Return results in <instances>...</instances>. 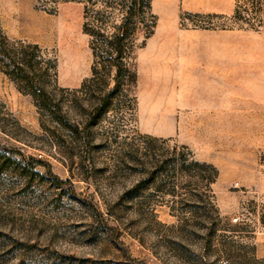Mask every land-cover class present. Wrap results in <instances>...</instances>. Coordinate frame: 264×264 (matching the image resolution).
Masks as SVG:
<instances>
[{
	"label": "rangeland",
	"instance_id": "374dc122",
	"mask_svg": "<svg viewBox=\"0 0 264 264\" xmlns=\"http://www.w3.org/2000/svg\"><path fill=\"white\" fill-rule=\"evenodd\" d=\"M85 1L0 0L59 109L0 57V264H264V0H151L117 90Z\"/></svg>",
	"mask_w": 264,
	"mask_h": 264
},
{
	"label": "trees",
	"instance_id": "16d2710c",
	"mask_svg": "<svg viewBox=\"0 0 264 264\" xmlns=\"http://www.w3.org/2000/svg\"><path fill=\"white\" fill-rule=\"evenodd\" d=\"M38 1V0H35ZM70 2H82V0H65ZM109 0H86V23L84 25V32L91 39V47L95 59H106L108 70L115 71L116 90L120 88L125 80H134L135 76L132 74L126 64V60L130 57L133 50V42L140 30L147 20L150 19V27L154 28V17L151 15V0H121L119 3V13L122 14L121 23L114 27V32L108 36L106 34V28L103 26V21L98 22L89 21V10L94 5H100L103 9L109 8ZM152 19V20H151ZM96 23V24H95ZM96 25L93 26V25ZM92 27V28H91ZM9 42L0 30V57L1 61H8L3 67H5L4 73L8 75L13 81H16L26 87V94L32 96L36 101V105L48 111L49 115L56 118L58 114V106L53 105L52 96L45 92L41 88L43 82L42 78L38 74V70L34 64L33 53L22 52L19 55H15L14 52L9 50ZM96 46V48H95ZM14 53V54H13ZM95 73V68L92 71ZM40 103V104H39ZM59 121V120H58ZM194 165L202 167L204 169L213 170L214 176L212 182L218 176L217 170L207 164L195 163ZM176 170V168H174ZM178 170V169H177ZM57 185L62 190L70 189L71 185L65 181L56 180ZM70 185L69 188H67ZM69 190V191H70Z\"/></svg>",
	"mask_w": 264,
	"mask_h": 264
}]
</instances>
